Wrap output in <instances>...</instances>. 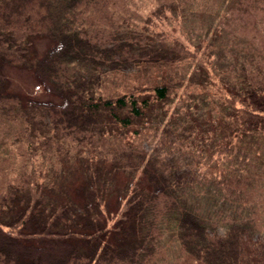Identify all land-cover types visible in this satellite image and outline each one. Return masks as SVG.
<instances>
[{
  "label": "trees",
  "instance_id": "16d2710c",
  "mask_svg": "<svg viewBox=\"0 0 264 264\" xmlns=\"http://www.w3.org/2000/svg\"><path fill=\"white\" fill-rule=\"evenodd\" d=\"M138 1L22 0L17 13L21 0H0V264H264V0H221V16L196 9L202 0H154L160 18L211 34L218 58L220 80L199 68L221 97L206 88L208 108L176 117L187 122L184 162L169 127L152 149L139 133L145 119H165L184 85L180 63L197 53L138 26ZM37 34L55 43L33 63L27 45ZM140 62L163 71L152 92L99 88L109 71ZM3 64L33 69L55 99L9 91ZM138 119L139 138L127 141ZM139 170L142 181L132 178L111 212L116 172Z\"/></svg>",
  "mask_w": 264,
  "mask_h": 264
},
{
  "label": "rangeland",
  "instance_id": "374dc122",
  "mask_svg": "<svg viewBox=\"0 0 264 264\" xmlns=\"http://www.w3.org/2000/svg\"><path fill=\"white\" fill-rule=\"evenodd\" d=\"M27 5V2L24 3L21 0V5L20 3L19 5L17 3L12 11L17 13L22 12ZM197 5L198 6L196 9L206 7L210 11L220 12V16L223 15L224 12V4L221 0H202L201 2H198ZM157 7L158 6L154 0H139L136 8L138 10V13H136V15H133V18L134 20H136L137 25L144 28L146 26H151V28H155L157 31H169L171 36L175 34L182 40V42L187 44L192 51L197 53V56L187 59L182 66L180 63L179 71H182V68H187L185 70L186 75L183 79L184 85L180 89L179 93L172 97L174 98V101L167 104V107L165 108V119L161 123L156 122L155 124H152L149 119H145V122L143 123L144 132H141L139 134H143L145 136V146L149 149H152V147L154 148L155 146H157L156 142L164 135L163 127H169L170 133L167 136V141L172 144L174 152L178 156L179 160L181 162H184L185 156L187 155L185 150H187L188 145L185 144V141L181 140L182 136L180 135V132L186 129L184 123L187 124V122H178L177 118H183L184 120L187 117L195 119L202 110L208 108V106H204L205 104L203 103H206L207 101H204L202 97L204 95L203 92H205L206 88V91L211 94H215V97H221V91L217 88L218 84H213L211 81H204V75L202 71L205 70L199 68L201 63H204L210 68V73L214 72V79L220 80L218 71L219 68L217 63L218 58L217 54L211 52L212 49H207V46L210 44L211 34L205 35L201 29L196 27L195 24H192L188 19H176L171 17L170 15L167 17L161 16L160 18L159 15L155 14V11H157ZM54 43L55 40L45 35L37 34L31 36L30 43L27 45V54L29 60L33 63H37L45 56L47 49ZM210 65H213L214 68H211ZM148 66L149 65L147 63H131L125 66V68L121 71H109L108 78L104 73H101L105 75V81L103 83L104 86L102 85L99 88L105 94H110L111 92L124 93L136 89V91L141 94L143 92H152V89L147 88L150 86V81L158 78V76L160 77L163 71L158 69L157 67H154L149 73L146 71L149 68ZM195 68L200 69V72H198L199 80L197 81L191 79V74ZM2 70L8 76L7 89L11 92L17 93L24 100L27 101L31 98L36 100H49L52 96L41 91L43 90L42 85L37 79L33 69L25 68L23 66L3 64ZM103 79L104 78L101 76L102 81ZM203 83L206 84L203 85ZM142 88H144V91L141 90ZM51 98L55 99L54 96ZM181 99L183 104L178 103V101ZM202 100L203 103L201 102ZM197 101L199 102V105H196L195 102ZM139 124L141 125L140 119H138V121H135L132 126L125 130L124 136L126 137L127 141L139 138V134H135V129L139 126ZM70 167L72 166H67L66 168ZM74 170L76 169H71L70 171L74 172ZM142 177L143 176L141 170L134 173L133 177H131L124 171L116 172L113 186L109 187L111 192L108 196V209L111 212H117L119 210V191H122L124 189V186L132 178H135L136 180H138L139 178L142 181ZM80 179L81 176L76 174L73 177V181L69 184L73 187L75 182H78V180ZM146 180L150 184L147 176ZM51 261L52 264H56L55 260L51 259Z\"/></svg>",
  "mask_w": 264,
  "mask_h": 264
}]
</instances>
